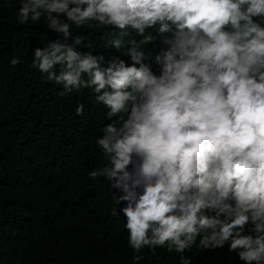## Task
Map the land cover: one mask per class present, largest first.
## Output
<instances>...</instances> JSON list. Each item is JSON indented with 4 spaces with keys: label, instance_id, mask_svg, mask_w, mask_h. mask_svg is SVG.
I'll use <instances>...</instances> for the list:
<instances>
[{
    "label": "clouds",
    "instance_id": "clouds-1",
    "mask_svg": "<svg viewBox=\"0 0 264 264\" xmlns=\"http://www.w3.org/2000/svg\"><path fill=\"white\" fill-rule=\"evenodd\" d=\"M41 18L71 43L35 48L33 66L107 109V163L88 175L120 193L133 261L162 247L191 264L193 246L227 245L264 264V0H20L18 24ZM85 26L105 29L106 67L76 50Z\"/></svg>",
    "mask_w": 264,
    "mask_h": 264
},
{
    "label": "trees",
    "instance_id": "trees-1",
    "mask_svg": "<svg viewBox=\"0 0 264 264\" xmlns=\"http://www.w3.org/2000/svg\"><path fill=\"white\" fill-rule=\"evenodd\" d=\"M19 4L0 0V264H181V254L162 247L155 253L145 247L143 259L133 261L125 218L113 214L123 206L116 190L105 177L88 175L107 163L96 145L110 122L107 109L88 88L60 95L63 87L33 66L35 48L71 38L51 32L43 18L18 24ZM104 31L72 29L90 45L76 50L102 56L106 67L116 53ZM14 57L20 61L15 66ZM78 103L85 106L82 116L75 112ZM183 255L191 264H244L227 245L193 246Z\"/></svg>",
    "mask_w": 264,
    "mask_h": 264
}]
</instances>
